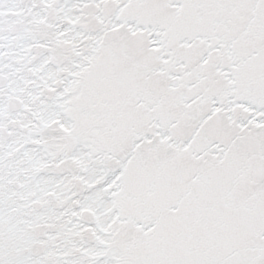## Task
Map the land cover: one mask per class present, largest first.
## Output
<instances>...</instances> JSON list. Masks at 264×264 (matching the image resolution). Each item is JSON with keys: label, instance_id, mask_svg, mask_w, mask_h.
<instances>
[{"label": "snow or ice", "instance_id": "1", "mask_svg": "<svg viewBox=\"0 0 264 264\" xmlns=\"http://www.w3.org/2000/svg\"><path fill=\"white\" fill-rule=\"evenodd\" d=\"M0 264H264V0H0Z\"/></svg>", "mask_w": 264, "mask_h": 264}]
</instances>
